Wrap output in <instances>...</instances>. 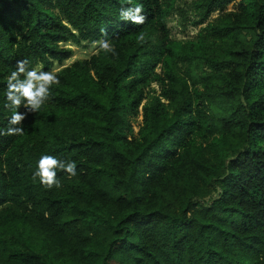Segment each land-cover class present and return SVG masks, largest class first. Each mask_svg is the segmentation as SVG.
I'll list each match as a JSON object with an SVG mask.
<instances>
[{
	"label": "trees",
	"instance_id": "16d2710c",
	"mask_svg": "<svg viewBox=\"0 0 264 264\" xmlns=\"http://www.w3.org/2000/svg\"><path fill=\"white\" fill-rule=\"evenodd\" d=\"M233 1L192 0L204 25L171 39L177 0H0V131L18 60L50 71L101 29L118 54L59 68L0 135V264H264V0ZM136 5L145 24L122 21ZM42 155L77 175L45 188Z\"/></svg>",
	"mask_w": 264,
	"mask_h": 264
},
{
	"label": "clouds",
	"instance_id": "9594fccd",
	"mask_svg": "<svg viewBox=\"0 0 264 264\" xmlns=\"http://www.w3.org/2000/svg\"><path fill=\"white\" fill-rule=\"evenodd\" d=\"M132 0H128L131 5ZM143 5L121 7L119 16L122 21H130L133 25L145 24L147 17L143 14ZM102 37L92 41V47L105 55L111 54L118 58L115 46L108 38L105 29H101ZM143 41V36L139 37ZM60 80L55 71H43L29 68L28 60H18L16 68L11 72L7 80L5 107L12 110L10 125L6 131H0V135L22 136L25 133L22 122L28 113H38L52 96V88L59 85ZM23 106L26 113L21 114L18 109ZM58 172L66 173L69 178L77 175V164L71 160L58 159L52 155H42L37 162L33 173V180L39 182L47 189L62 187L58 179Z\"/></svg>",
	"mask_w": 264,
	"mask_h": 264
},
{
	"label": "rangeland",
	"instance_id": "374dc122",
	"mask_svg": "<svg viewBox=\"0 0 264 264\" xmlns=\"http://www.w3.org/2000/svg\"><path fill=\"white\" fill-rule=\"evenodd\" d=\"M191 2L192 0H177L176 8L173 10L171 16L167 20V27L169 29V36L171 39H185L193 37L195 36L199 28L204 25V23H195L197 17L191 8ZM237 2L238 0H234L233 2H231L227 6V9H234L237 5ZM217 14V11L213 12L210 15V18L215 17ZM63 45L71 48L72 55L68 59L64 60L62 64L55 63L50 71L56 72L62 66L68 65L77 59L88 58L91 54L97 51L92 47V42L88 41H81L79 44L66 42ZM37 69L40 70V67H37ZM156 70H160L159 65L157 66ZM147 90L149 92L158 93L159 86L157 85V83L153 82ZM139 110V114L131 119L135 133L137 132L138 127L142 122L141 106Z\"/></svg>",
	"mask_w": 264,
	"mask_h": 264
}]
</instances>
